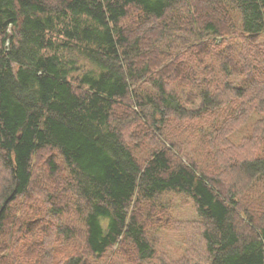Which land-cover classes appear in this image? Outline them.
<instances>
[{
    "label": "trees",
    "instance_id": "obj_1",
    "mask_svg": "<svg viewBox=\"0 0 264 264\" xmlns=\"http://www.w3.org/2000/svg\"><path fill=\"white\" fill-rule=\"evenodd\" d=\"M0 264H264V0H0Z\"/></svg>",
    "mask_w": 264,
    "mask_h": 264
},
{
    "label": "rangeland",
    "instance_id": "obj_2",
    "mask_svg": "<svg viewBox=\"0 0 264 264\" xmlns=\"http://www.w3.org/2000/svg\"><path fill=\"white\" fill-rule=\"evenodd\" d=\"M252 123L247 122L235 135L234 138L238 139L240 136L248 134L251 129ZM165 196L168 201V214L167 221L175 220H192L197 216L196 211L192 206L191 199L184 195H171ZM154 242L159 251L166 252L171 257H178L181 255V240L182 237L178 232L173 231L172 227L165 225L161 226L154 231Z\"/></svg>",
    "mask_w": 264,
    "mask_h": 264
}]
</instances>
